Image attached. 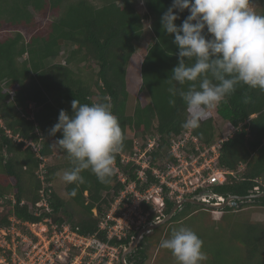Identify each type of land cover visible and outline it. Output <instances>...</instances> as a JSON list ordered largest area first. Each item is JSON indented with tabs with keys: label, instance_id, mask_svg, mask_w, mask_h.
Listing matches in <instances>:
<instances>
[{
	"label": "trees",
	"instance_id": "1",
	"mask_svg": "<svg viewBox=\"0 0 264 264\" xmlns=\"http://www.w3.org/2000/svg\"><path fill=\"white\" fill-rule=\"evenodd\" d=\"M256 1L262 4L259 14H264V0ZM143 2L146 12L141 14L133 0H0V32L5 33L0 37V201L6 202L0 226L9 223L10 215L41 220L44 214L34 215L33 207L43 189L48 194L54 223H67L83 235L95 233L103 237L99 220L125 183L118 180L115 172L109 182L101 183L91 170H85L81 173L85 182L66 184L67 198H63L50 183L61 165L45 162L58 151L69 169L72 167L69 156L56 143L62 133L52 136L49 131L61 109L71 116L74 99L82 104L110 100L124 134L122 149L114 162L126 183L136 181L143 189L157 182L151 168H163L165 161H175L169 148L186 130L182 123L188 112L183 99L178 94L172 96L169 88L175 84L178 90L187 91L192 82L170 83L171 70L178 63V48L172 42L174 35L163 30L161 16L172 0ZM188 14L187 10L180 13L174 23L179 26ZM144 19H151L153 40L141 60V85L133 112L128 114L127 65L142 39ZM61 53L63 62L51 63ZM186 63L190 65L194 60ZM195 83L199 88L200 80ZM245 95L250 98L248 103H244ZM207 113L199 128L191 129L201 146L210 145L217 137L213 115L209 109ZM215 113L233 128L232 134L220 143L217 166L234 174L227 173L223 183L207 185L206 189L225 198L257 193L255 186L264 192V92L238 84L227 103L215 107ZM131 133L144 139L147 135L157 136L149 152L150 167L145 169L141 183L136 179L139 166L132 161L121 162V154L133 151ZM191 150L197 153L193 147ZM40 168L44 183L37 172ZM73 190L75 195H71ZM175 202L166 198L163 214ZM250 207L264 208V196L244 201L239 209L225 206L219 210L218 219L212 216L214 209L186 202L167 223L145 234L126 261L146 264L154 255L151 264H159L160 242L168 238L173 223L201 211L212 223L224 222L227 226L228 236L236 242L238 258L234 264H264V221L251 220L250 211L243 221L237 214ZM158 215L152 212L149 221ZM129 241L130 237L122 243L125 246ZM169 253L175 260L170 250ZM206 256L210 261L209 251Z\"/></svg>",
	"mask_w": 264,
	"mask_h": 264
},
{
	"label": "clouds",
	"instance_id": "2",
	"mask_svg": "<svg viewBox=\"0 0 264 264\" xmlns=\"http://www.w3.org/2000/svg\"><path fill=\"white\" fill-rule=\"evenodd\" d=\"M252 0H172L161 16L167 34H173L178 63L171 81L192 82L187 91L169 88L187 106L185 129H197L207 110L227 103L238 84L264 92V14L250 7ZM175 10V11H174ZM189 12L178 26L179 14ZM186 60H194L187 64ZM200 80L199 88L196 81ZM215 81V82H214ZM244 96V103L249 102ZM175 104V100H170ZM110 100L92 104L71 102V116L61 109L49 135L62 133L56 143L70 158L72 167L61 179L67 184L84 183L81 173L91 170L101 183L109 182L124 134ZM75 195V191L71 193ZM160 247L170 250L178 264H202L207 259L203 241L188 227L174 229Z\"/></svg>",
	"mask_w": 264,
	"mask_h": 264
},
{
	"label": "built area",
	"instance_id": "3",
	"mask_svg": "<svg viewBox=\"0 0 264 264\" xmlns=\"http://www.w3.org/2000/svg\"><path fill=\"white\" fill-rule=\"evenodd\" d=\"M225 139L227 137L201 146L192 130L186 129L170 145L169 153L175 161H165L163 168H151L157 182L143 189L136 181L126 183L114 162V172L125 185L99 220L98 228L104 233L103 237L95 233L83 235L67 223H54L48 194L41 189V198L33 207L34 215L44 214L41 220L28 221L10 215L9 223L0 226V264H118L124 247L122 240L128 237L131 240L135 231L150 222L152 212L159 214L156 219L163 215L166 198L177 201L206 189L207 185L223 183L227 173L234 174L217 166L220 143ZM156 141L157 136L150 135L141 144L133 138L132 153L121 154L122 163L132 161L139 166L136 177L139 183L145 180V169L150 167L149 152ZM192 147L197 153L192 152ZM40 177L44 183L43 175ZM253 190L259 192V187ZM224 198L205 196L203 200L219 202Z\"/></svg>",
	"mask_w": 264,
	"mask_h": 264
},
{
	"label": "rangeland",
	"instance_id": "4",
	"mask_svg": "<svg viewBox=\"0 0 264 264\" xmlns=\"http://www.w3.org/2000/svg\"><path fill=\"white\" fill-rule=\"evenodd\" d=\"M95 3H99V0H91ZM133 3L141 14L146 12V8L144 5L143 0H133ZM250 7L252 10H254L256 13L259 14L261 11L262 4L259 1H252ZM52 15L50 14L48 18L50 19ZM43 26L45 25L42 24ZM143 35L141 41L137 44V48L135 53L131 56L129 63L127 65V72H126V82H127V91H128V97H127V108L126 112L128 114H132L134 105L137 100L138 92L141 85V77H140V63L145 55L148 46L153 40V34L151 32V19H144L143 20ZM5 33L0 32V37L3 36ZM63 56L64 54L61 53L56 58L51 59V63L56 62H63ZM211 111V114L214 118V125L217 130V137L216 140L224 137H228L232 134L233 128L228 123L223 122L215 113V108L209 109ZM2 123V121L0 120ZM219 133L222 135L219 137ZM129 136L133 137L137 140L139 144L144 142V138L142 136L135 135L133 133L129 134ZM148 136V135H147ZM219 137V138H218ZM215 140V142H216ZM214 142V143H215ZM189 152V151H188ZM47 164H60L61 168L57 170L54 173V178L50 182L53 190L61 197L67 198L66 192H65V186L67 183H65L61 177L66 170H70L67 166V163L64 162V159L61 157V155L58 153V151H55L53 156H50L45 161ZM43 169V168H42ZM38 175L43 174V171H41V168L37 170ZM209 190V189H208ZM211 191V190H209ZM212 192V191H211ZM11 195H8V197ZM5 201H0V215L5 213ZM239 209V208H238ZM250 211V218L251 220L255 221H264V208L260 207H250V208H244L243 210L239 211L237 214L243 221L246 217V213ZM221 215V211L215 210L212 211V216L214 219H218ZM232 217V216H231ZM230 216H228L226 219L229 221ZM231 221L232 218H231ZM152 222V221H150ZM180 227H188L192 229L198 236H203V247L202 251L206 254V252H210V261L205 260L202 262V264H234L236 259L238 258V255L236 254V242L232 241V236H228L227 234V226L223 223L215 222L212 223L211 221L207 220L204 213L201 211H198L196 213H193V215L185 218L183 221L179 223H173V229H178ZM165 228V227H164ZM224 229V230H223ZM172 231L168 234V238L170 237ZM201 236V237H202ZM159 251V261H157L159 264H178V262L172 259V257H169V250L163 249L160 247ZM122 251V250H121ZM168 257V258H167ZM154 255H152L146 264H151L153 261Z\"/></svg>",
	"mask_w": 264,
	"mask_h": 264
},
{
	"label": "water",
	"instance_id": "5",
	"mask_svg": "<svg viewBox=\"0 0 264 264\" xmlns=\"http://www.w3.org/2000/svg\"><path fill=\"white\" fill-rule=\"evenodd\" d=\"M205 196H211L213 199H217L221 197V195L215 194L207 189L200 190L198 193L193 194L192 196H184L181 199L177 200L175 204L171 207L168 213L161 215L156 220L149 222L147 225L141 227L136 235L125 245L120 254V261L122 264H132V262L126 261V256L131 253L141 241L145 234H148L152 230L158 228L159 226L167 223L172 216L176 213L177 210L181 208V206L188 202L192 204H197L206 208H211L214 210H221L225 206H233L239 208L244 201H250L252 198L264 196V192L252 193L248 196H237L230 195L224 198L222 201H209L206 202L203 200Z\"/></svg>",
	"mask_w": 264,
	"mask_h": 264
},
{
	"label": "flooded vegetation",
	"instance_id": "6",
	"mask_svg": "<svg viewBox=\"0 0 264 264\" xmlns=\"http://www.w3.org/2000/svg\"><path fill=\"white\" fill-rule=\"evenodd\" d=\"M132 252H133V251H132ZM132 252H131V253H132ZM131 253H129L128 255H130Z\"/></svg>",
	"mask_w": 264,
	"mask_h": 264
}]
</instances>
